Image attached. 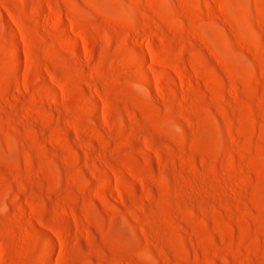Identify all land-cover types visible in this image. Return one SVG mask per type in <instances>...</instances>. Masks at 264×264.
Masks as SVG:
<instances>
[{
	"label": "rangeland",
	"instance_id": "obj_1",
	"mask_svg": "<svg viewBox=\"0 0 264 264\" xmlns=\"http://www.w3.org/2000/svg\"><path fill=\"white\" fill-rule=\"evenodd\" d=\"M0 264H264V0H0Z\"/></svg>",
	"mask_w": 264,
	"mask_h": 264
}]
</instances>
